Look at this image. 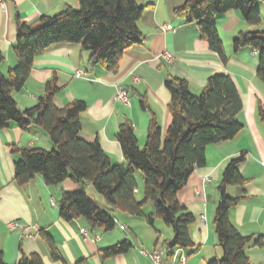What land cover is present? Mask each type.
Instances as JSON below:
<instances>
[{"label": "crops", "instance_id": "obj_1", "mask_svg": "<svg viewBox=\"0 0 264 264\" xmlns=\"http://www.w3.org/2000/svg\"><path fill=\"white\" fill-rule=\"evenodd\" d=\"M80 1L4 0V6L0 4V52L5 57L1 67L3 74L6 75L18 62L14 50L18 19L33 24L42 16H56L68 8L78 9ZM185 2L140 1L145 7L139 22L142 43L125 51L116 72L103 66L92 67L90 53L81 45H57L35 59L25 87L14 93V99L20 110L30 109L43 96L45 85L56 78L62 90L54 98L55 105L64 108L75 100L84 101L87 109L80 116L81 136L89 142L98 140L112 164L128 166L116 138L119 127L126 120L132 122L140 147L145 144V135L154 117L163 133L167 131L172 121L168 110L171 95L165 86L167 77L187 80L191 92L197 94L214 74L230 76L244 104L238 116L244 125L243 130L230 141L209 146L206 166L196 170L178 194L180 203L196 218L195 224L189 228L194 247L168 251L164 242L174 240L168 227L157 230L155 240L142 227L140 222H146L144 219L119 210L114 212L116 228L107 233L91 230L82 218L71 222L61 219L57 205L62 193L76 191L80 186L70 179L57 186H48L41 176L24 186L18 185L14 180V169L20 156L12 149L52 150L54 145L42 128L31 126L22 131L12 123L8 129H0V251L4 255V264H18L21 250L26 255L39 254L44 264H78L81 261L88 264H151L140 250L148 251L144 245L153 243L152 251H165L162 264H179L183 255L187 256V264H207L220 258L222 250L214 227L220 201L218 187L228 163L241 152L246 153V160L239 170L248 182L245 186L227 189L231 198H241L239 204L229 211V218L243 235L251 237L246 251L252 263L264 264V243H256L264 235V129L252 115L260 97L261 103L264 101V83L257 77L258 53L251 48L236 53L233 47L239 33L264 31V27L247 24L238 11L217 16V30L228 58L224 64L201 39L197 25L187 24L175 15V10ZM256 8L261 14V3H257ZM164 25L172 26L173 31L163 33L160 27ZM165 53L174 56L172 65L164 61ZM78 72H83V76H77ZM119 88L128 92L129 107L116 99ZM142 96L147 99V111L140 106ZM137 183L138 194L141 189L138 178ZM86 187L93 190L90 184ZM52 200L55 206L51 205ZM13 225L17 227L13 228ZM25 226L33 228V239L23 237L22 227ZM82 230H87L88 234L84 235ZM42 232L52 237L63 262L52 259ZM126 240L133 246L129 253L105 261L101 259V250Z\"/></svg>", "mask_w": 264, "mask_h": 264}, {"label": "trees", "instance_id": "obj_2", "mask_svg": "<svg viewBox=\"0 0 264 264\" xmlns=\"http://www.w3.org/2000/svg\"><path fill=\"white\" fill-rule=\"evenodd\" d=\"M140 1L81 0L78 9L68 8L56 16H42L33 24L18 19L14 45L18 62L6 75L1 70L5 57L0 52V129H8L12 123L22 131L37 126L49 136L54 145L52 150L12 149L20 156L15 163L14 180L24 186L41 176L48 186H57L69 179L78 184L80 189L63 192L57 205L64 221L82 218L91 230L107 233L117 226L116 210L142 218L151 227L159 218L174 234L172 242H164L167 250H188L194 247L189 228L196 218L180 203L178 194L195 171L206 166L207 148L234 139L244 127L238 120L244 109L243 100L230 76L214 74L199 95L191 92L187 80L167 77L165 86L171 95L168 110L172 119L167 131L163 133L154 117L145 144L140 147L132 122L126 120L119 127L116 138L128 166L112 164L98 140L89 142L81 136L80 116L87 109L84 101L75 100L64 108L55 105L54 98L62 90L56 78L45 85L36 106L22 111L14 99V93L25 87L35 59L57 45H81L90 53L92 67L103 66L116 72L125 51L142 43L139 22L145 7ZM260 2L264 0H186L175 10V15L187 24L195 23L201 39L226 64L228 58L215 18L238 11L247 24L260 26L262 18L256 8ZM233 47L236 53L244 48L258 53L257 77L264 83V31L239 33ZM140 106L144 111L149 109L145 96L141 97ZM260 106L264 119L262 103ZM245 160L246 153L241 152L223 172L214 218L222 257L207 264H253L246 251L251 237L243 235L229 218V211L241 198L227 195L229 187L247 184L248 180L239 170ZM137 172H141L144 180L142 201L136 198ZM87 184L103 196L105 205L89 196L85 190ZM149 204L153 211L146 213L145 207ZM41 234L51 249L52 259L63 262L52 237ZM256 243L262 245L264 235ZM132 248L126 240L101 250L100 257L105 261L125 255ZM0 264H4L2 251ZM18 264H44V261L37 253L26 255L21 250Z\"/></svg>", "mask_w": 264, "mask_h": 264}, {"label": "built area", "instance_id": "obj_3", "mask_svg": "<svg viewBox=\"0 0 264 264\" xmlns=\"http://www.w3.org/2000/svg\"><path fill=\"white\" fill-rule=\"evenodd\" d=\"M0 4L2 6H4V0H0ZM160 30L163 33H169V32L173 31V27L168 26V25H164V26L160 27ZM163 59L169 65H172L174 63V60H175L174 56L171 53H165L163 55ZM83 74H84L83 72H78L77 76L81 77V76H83ZM116 99L118 101L122 102L125 106H128V107L130 106L129 94L125 89H123V88L118 89ZM51 205L55 206L56 205L55 201L52 200ZM16 227H17V225H13V228H16ZM82 233L84 235H87L88 231L82 230ZM22 235L26 239H33L34 238L33 228L31 226L22 227ZM140 253H141V255L147 257L150 260L151 264H162L163 255H164L165 251L155 250V251L149 252V251L142 249V250H140ZM179 264H187V256L186 255H183V258Z\"/></svg>", "mask_w": 264, "mask_h": 264}, {"label": "rangeland", "instance_id": "obj_4", "mask_svg": "<svg viewBox=\"0 0 264 264\" xmlns=\"http://www.w3.org/2000/svg\"><path fill=\"white\" fill-rule=\"evenodd\" d=\"M261 3V6L263 7V9H262V11H261V18H262V23H261V27H264V3H262V2H260ZM223 44H224V42H223ZM201 93V92H200ZM200 93H197L196 95H199ZM261 97H260V101H258L257 102V105H256V109L254 110V112H253V114L252 115H255V118L257 119V121H259L260 123H261V127H262V129H264V119H263V117L261 116ZM262 106L264 107V101H262ZM251 114V113H250ZM138 136H141V135H138ZM146 136L147 135H145V141H146ZM137 175H136V179L138 178V180H139V183H140V186H141V189H140V191H139V193L137 194V191H136V198H137V200H139V201H142V200H144V182H143V176H142V174H141V172H137L136 173ZM70 181V180H69ZM80 188H78L77 190H79ZM85 190H86V192L89 194V196H91L92 198H94L93 196H95L96 197V202H98L99 204H101V205H105L106 204V202H105V200H104V198H103V196H101L100 194H98L97 192H95V190L93 189L92 191L89 189V188H87V187H85ZM149 210H151V211H153V208H152V206L149 204L148 205V207L146 208V212H148ZM156 225H155V227L153 228V227H151V226H149L146 222H143L142 220H141V225H142V227H144V229H146V231H148V233H149V235H150V237H154L155 238V240L157 239V237H158V232H157V230L159 231L160 230V228H166L167 226H165V224H164V222L161 220V219H159V218H156ZM144 225V226H143ZM148 229V230H147ZM168 229V228H167ZM170 229V228H169ZM170 231H172L171 229H170ZM147 236V235H146ZM151 241H148V243L149 244H151L150 243ZM153 245H154V243L153 244H151V246H148V245H144V248L145 249H147L148 251H152V249H153ZM222 257V256H221ZM220 257V258H221ZM210 262V261H209Z\"/></svg>", "mask_w": 264, "mask_h": 264}]
</instances>
